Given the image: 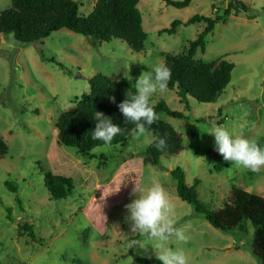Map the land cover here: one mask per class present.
<instances>
[{"label": "rangeland", "instance_id": "374dc122", "mask_svg": "<svg viewBox=\"0 0 264 264\" xmlns=\"http://www.w3.org/2000/svg\"><path fill=\"white\" fill-rule=\"evenodd\" d=\"M228 1L192 0L187 7L176 8L163 0H140L147 37L138 52L118 39L93 46L67 28L28 44L12 34H0V135L8 145L0 158V264H74V258L87 264H129L140 257H157L153 241L131 232L124 207L136 198L131 194L135 183L147 189L152 181L166 189L177 226L185 228L188 237L167 246L182 248L188 264H258L251 253L252 227L248 224L245 233L213 227L178 197L170 172L180 167L188 185L198 179L199 199L213 210L223 207L232 187L264 197V170L253 173L221 155L220 162L205 160L207 149L215 150L214 137L206 133L211 122L229 130L243 125L245 136L264 148V0H241L248 11L216 23L204 38V49L194 56L203 62L223 58L234 65L230 82L214 103L187 96V110L176 88L153 95L154 104L163 100L186 114L178 118L157 113L182 134L180 153L162 155L158 165L145 163L152 135L133 138L134 128L123 145L98 146L82 156L57 143L55 128L59 114L73 109L89 91L90 77L101 73L121 80L129 70L134 86L145 68L152 70L166 53H180L204 24L183 23L171 35L160 32L162 28L195 14H221ZM76 2L78 13L88 15L96 0ZM10 4L11 0H0V11ZM44 172L71 178V193L51 199ZM5 182L15 185L16 192ZM6 206H11L10 220ZM24 224L32 226L34 238L19 230ZM133 240L139 245L129 248Z\"/></svg>", "mask_w": 264, "mask_h": 264}, {"label": "trees", "instance_id": "16d2710c", "mask_svg": "<svg viewBox=\"0 0 264 264\" xmlns=\"http://www.w3.org/2000/svg\"><path fill=\"white\" fill-rule=\"evenodd\" d=\"M140 0H96L92 11L88 15L78 13L76 0H11L8 8L0 11V34H12L13 38L23 44L32 43L47 37L51 32L67 28L74 33L87 37L93 46L102 41L118 39L124 41L134 51H142L146 40V32L142 26V15L138 8ZM167 5L184 8L192 0H163ZM248 5L241 0H229L221 14H195L186 21L174 19L169 27L160 32L175 34L181 24L203 23V29L195 39L189 41L186 47L177 54L166 53L163 63L171 69V79L168 89L176 88L181 96L180 101L189 109L187 96L200 103H214L231 79L234 65L226 59L219 58L210 62H203L194 58L198 49H204V38L213 32L215 24L225 23L232 14L246 13ZM249 16V15H247ZM42 59L53 62V58ZM146 72L151 71L145 68ZM89 91L80 96L71 110L59 114L55 128L57 143L71 147L82 156H89L92 149L105 145L101 140L91 139L95 128L93 119L95 111H102L112 118L124 130L113 138L111 145H123L127 135L135 128L130 122H125L117 105L125 99L127 93H134L135 88L127 79L113 80L109 76L97 73L89 78ZM114 96L116 103L108 97ZM155 111L165 112L172 117L184 118L182 111L171 109L163 100L155 104ZM152 141L145 151L143 161L153 165L160 163L162 155L178 154L184 150L182 134L168 122L158 119L148 131ZM157 136H166L168 147L159 151L154 146ZM107 145V146H111ZM8 152V145L0 135V158ZM206 161L220 162V154L214 149H207ZM216 166V169H219ZM176 183L178 197L191 205L193 210L204 217L213 227L221 231H248V224L253 229L251 253L264 264V197L250 193L239 187H232L223 207L213 210L206 203L200 201L196 185L199 180L194 179L188 185L184 179V172L176 167L170 172ZM44 183L51 199L60 200L69 195L73 189V181L69 177L53 175L44 172ZM5 185L16 192L15 185L5 182ZM18 204L20 200L15 198ZM6 218L11 219V206H6ZM29 237L34 238L35 232L31 225L19 226ZM74 264H87L81 259L71 260ZM129 264H161L156 257H140Z\"/></svg>", "mask_w": 264, "mask_h": 264}, {"label": "clouds", "instance_id": "9594fccd", "mask_svg": "<svg viewBox=\"0 0 264 264\" xmlns=\"http://www.w3.org/2000/svg\"><path fill=\"white\" fill-rule=\"evenodd\" d=\"M171 76V69L163 62L155 65L151 71H142L135 80V92L127 93L125 99L117 105L124 121L135 125L133 138L146 134L151 125L159 119L152 97L157 92L163 93L167 90ZM124 78L132 81L133 77L129 70L124 73ZM108 99L116 103L114 96H109ZM93 119L95 128L91 139L101 140L105 145H111L113 138L124 131L102 111H95ZM206 133L214 137L215 150L224 161L253 173L264 170V148L255 139L245 136L243 125L238 130H229L216 122H211ZM154 146L159 151L166 149L167 137H155ZM118 190L119 188L115 191ZM131 194L136 195V198L124 206L128 213L125 219L130 222L131 232L138 233L155 243L156 258L161 264H188L182 248L173 249L167 246L170 241L184 242L188 237L186 229L177 226L178 221L173 215L174 209L164 186L158 181H152L145 189L135 183ZM137 245L139 241L133 240L129 242L128 247L133 248Z\"/></svg>", "mask_w": 264, "mask_h": 264}]
</instances>
